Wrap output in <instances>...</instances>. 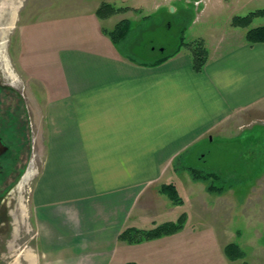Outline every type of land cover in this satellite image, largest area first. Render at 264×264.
<instances>
[{"label":"crops","instance_id":"obj_1","mask_svg":"<svg viewBox=\"0 0 264 264\" xmlns=\"http://www.w3.org/2000/svg\"><path fill=\"white\" fill-rule=\"evenodd\" d=\"M71 1L79 5L26 21L13 51L18 74L34 88L29 115L41 148L31 188L36 243L26 245L23 258L29 264H264L258 228L262 243L247 247L233 241V226L192 215L173 234L139 243L119 238L128 227L162 221L160 211L152 213L154 187L181 172L177 160H199L204 154L196 148L229 138L235 117L263 104L264 43L248 42V28L232 25L239 10L260 0H196L208 2L206 15L218 6L231 11L228 30L199 37L209 50L200 72L186 46L157 65L131 59L105 25L116 14L99 17L100 0ZM231 243L247 256L229 257Z\"/></svg>","mask_w":264,"mask_h":264},{"label":"rangeland","instance_id":"obj_2","mask_svg":"<svg viewBox=\"0 0 264 264\" xmlns=\"http://www.w3.org/2000/svg\"><path fill=\"white\" fill-rule=\"evenodd\" d=\"M103 3L129 7L123 12L113 14V20L105 25L113 29L115 23L123 19L130 20V35L126 40L120 41L118 46L124 53H130L139 61L156 59L172 52L178 47L179 38L183 32L185 33V41L192 42L203 34L211 39L217 38L229 29L227 22L231 11L227 7L218 6L215 11L211 8V13L206 15L202 13V8L207 6L208 2H196V0L183 2L179 0H172V2L169 0H100L95 5H99V8ZM76 4L79 5V3L71 0H0V77L4 82L11 85L9 91L0 90V112L3 113L6 110V115L0 113V119L6 121L9 119V114H19L20 119L21 115L23 116L24 121L22 120V122L29 143L28 146L23 147L25 153L20 154V156L28 153L34 155L30 161L27 159L28 156L26 157L27 162L24 164V171H22L23 162L21 159L14 160L18 151L15 139L20 136L15 134V129L18 127L12 123L14 122L12 120V125L8 123L4 129H1L7 131L4 135L11 147L9 146L6 155L0 156V164L8 169V175L11 173L13 176L14 172L17 170L18 173L21 168L22 172L20 171L13 183L9 178L8 184L2 186L0 184V187H12L10 193L5 189L0 194L2 198L3 196L8 197V210L11 214L9 217H6L5 214L0 216L3 221L7 219L10 222H8L7 228H9L6 232V238H8L5 240L7 246L3 250L4 252L0 254V264H29L21 252L27 248L26 245H35L36 243L34 240L31 188L34 180L33 171L39 164V157L36 158L35 155L41 154V148L38 146L35 148L34 124H32V116H28L33 103V100L28 99V96L32 95L34 88L28 85L29 83L18 74L16 68L13 51L18 45V33L29 19H36L48 12L66 11L71 7L75 8L76 6L73 5ZM210 6L214 7L213 4ZM262 7H264V0L251 3L239 12L241 15H246L250 11ZM262 20L264 17L254 18L250 27L263 23ZM237 38L241 39L242 37L238 35ZM186 47L189 52L192 51L190 47ZM15 91L19 94L14 93ZM19 101H21L22 109L16 110L15 107ZM5 118L7 119L5 120ZM237 120L238 122H236ZM234 122L237 125L233 130V135L231 134L229 138H214L205 141L194 150L198 151L200 155H204L199 160L194 157L193 160L180 161L178 169L181 172L173 173L175 178L170 179V181L168 179V182L164 183H172L177 186L183 198V204H175L160 191L163 183L157 184L158 186L155 185L157 188L154 187L155 198L153 195L152 213L157 210L160 211V220L162 221H154V226L167 221H177L185 213L187 219L192 215L196 219L218 220L223 227L225 225L226 227L233 226L230 235L233 237V241L243 242L247 247L262 243L263 240L257 239L258 231L256 236L254 230L258 228L264 235V127L245 132L243 130L251 128L257 123L264 125V102L259 107L235 117ZM183 164L198 167L205 171L219 170L220 173L226 175V182L223 180L214 181L213 179L195 180L192 172L183 168ZM174 165L177 168V164ZM15 167L16 169H14ZM174 167L173 169H175ZM191 178L198 183L193 182ZM223 182L226 184L222 190L209 188L212 183L222 186ZM157 191L165 195L166 199L158 196ZM202 203L205 209L203 212L199 210V204ZM164 204H168L169 207L165 208ZM184 204L186 211H183L182 206ZM239 204H243V206L241 207ZM172 205H179V208L175 211V208L171 207ZM215 207L218 208L216 211L213 209ZM198 213L200 214L197 215ZM246 216L255 218L256 221L248 223ZM246 256L247 253H244L238 258L244 259Z\"/></svg>","mask_w":264,"mask_h":264},{"label":"trees","instance_id":"obj_3","mask_svg":"<svg viewBox=\"0 0 264 264\" xmlns=\"http://www.w3.org/2000/svg\"><path fill=\"white\" fill-rule=\"evenodd\" d=\"M129 7L125 6H116L110 3H103L97 10V14L99 17H109L113 14L123 12L124 10L128 9ZM256 17H264V7L258 8L256 10L250 11L246 15H236L232 19V25L239 26V27H247L246 39L248 42L257 43L263 42L264 43V24L257 25L250 27L252 21ZM131 31V22L129 19H123L116 23L114 28L108 31L112 40L116 43H119L122 40H126L130 35ZM183 31V30H182ZM185 33L183 32L179 38L178 47L169 52L167 54L161 55L160 57L150 60V61H140L141 63H146L148 65H157L167 58L171 57L172 55L176 54L178 50L182 46H188L191 48V55H192V62L193 67L197 72L202 71L205 64L209 58V50L205 44V40L203 38L195 39L192 42L185 41ZM127 54L131 59L136 60L130 53ZM139 61V60H137ZM182 161V158L177 160L176 167L179 168V163ZM183 168L188 169L192 172L193 178L195 180H208L213 179L214 181L223 180L225 181L226 175L220 173L218 170H203L198 167L194 166H187L183 164ZM226 182V181H225ZM225 182L223 185H217V183H212L209 188L211 190H222L225 188ZM233 185V184H230ZM160 191L166 194L175 204H183V198L175 184H163L160 187ZM187 221V216L183 213L177 221H167L162 224H158L151 228H138V227H128L124 229L121 233L119 238L126 240L130 243H139L144 240L158 238L164 235L173 234L180 229H182ZM227 255L231 258H238L243 256V252L239 250V246L235 243L228 244L226 247ZM127 264H136L134 262H129Z\"/></svg>","mask_w":264,"mask_h":264},{"label":"flooded vegetation","instance_id":"obj_4","mask_svg":"<svg viewBox=\"0 0 264 264\" xmlns=\"http://www.w3.org/2000/svg\"><path fill=\"white\" fill-rule=\"evenodd\" d=\"M10 86L11 85L9 83L4 82L2 80V78L0 77V90H2V91L3 90L4 91H9ZM14 93L19 94V92H17V91H15ZM20 103H21V101L17 102L16 107H15L16 110H18L19 108H21V104ZM0 113L3 114V115L5 113V115H6V110L3 113L2 112H0ZM28 116H29V113H28ZM8 118L9 119L5 118V120L7 119L6 121H2L0 119V122H1L0 123V140H2L3 143H5L9 147L11 144H9L8 140L5 138V135H4V133L7 132V131H3L1 129H4V127H6L5 125L8 124V123L10 125H12V123L16 124V126L18 127V129H15L16 130L15 134H19L20 136L15 139V143H16V146H17L18 151L16 152V157L14 158V160L16 161L19 158L21 159V161L23 162V165H22L23 170L22 171H24V168H25L24 167V164L27 162V159H28V161H30L32 159V156L33 155H29V153H28L27 155L26 154H23L22 157L20 156V154L22 155V153H25V151L23 150V147L28 146V143H29V141L27 140V137H26V132H25L26 129H25V126L23 125V122H22L23 116L21 115V119H20L19 114H16V115L9 114V117ZM12 120H14V122H12ZM32 127H33V125H32ZM31 133H32V131H31ZM8 151H9V149L5 153H3L2 155H0V156H3L4 154L6 155ZM26 157H27V159H26ZM16 167H18V166H16ZM16 167L14 169H16ZM19 168H21L20 165H19ZM21 169H20V171H21ZM20 171L17 173V170H16V172H14V175L13 176H11V173L8 175V169L4 165L0 164V184H1V186L8 184L9 183V178H10V180H12L11 183H13L14 180L19 175ZM2 176H3V179H1ZM11 178H13V179H11ZM11 188H12L11 186L9 188H7V187H0V194L2 193L1 191L5 190V189H7L8 193H10V189ZM5 193H7V192H5ZM7 202H8V197L7 196H3V198H2V195H1V197H0V208L3 207V206L4 207H3V209H0V216H2L3 214H5L6 217L11 216V214H10V212L8 210L9 204H7ZM8 222L9 221L7 219L5 221H3L2 218L0 219V254H2L4 252L3 250L6 249V246H7V242H5V240L8 238V237L6 238V232H8V228H9V227L7 228V226L10 223V222L9 223Z\"/></svg>","mask_w":264,"mask_h":264},{"label":"water","instance_id":"obj_5","mask_svg":"<svg viewBox=\"0 0 264 264\" xmlns=\"http://www.w3.org/2000/svg\"><path fill=\"white\" fill-rule=\"evenodd\" d=\"M8 149L9 147L5 143H3L2 140H0V155L5 153Z\"/></svg>","mask_w":264,"mask_h":264}]
</instances>
